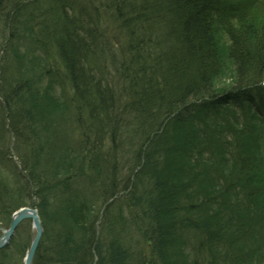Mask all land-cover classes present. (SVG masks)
Wrapping results in <instances>:
<instances>
[{
    "label": "trees",
    "instance_id": "1",
    "mask_svg": "<svg viewBox=\"0 0 264 264\" xmlns=\"http://www.w3.org/2000/svg\"><path fill=\"white\" fill-rule=\"evenodd\" d=\"M0 46V146L21 110L79 133L42 153L51 173L29 150L23 179L0 148V227L37 208L32 264H129L124 225L141 264H264V0H0Z\"/></svg>",
    "mask_w": 264,
    "mask_h": 264
},
{
    "label": "rangeland",
    "instance_id": "2",
    "mask_svg": "<svg viewBox=\"0 0 264 264\" xmlns=\"http://www.w3.org/2000/svg\"><path fill=\"white\" fill-rule=\"evenodd\" d=\"M15 41H16L15 46L19 49V51H20V49H21V51H27L29 48H32V46H30L29 43L24 38L23 39L22 38L16 39ZM33 52H35V50L29 49V51L27 52L28 57H30ZM108 78H111V76L108 75ZM224 80L227 83H229V81H230V79H228L226 76L223 77V81ZM223 81H221V82H223ZM246 92H248V91H246ZM213 96H215V95H213ZM221 99H223V98H221ZM224 101H225V99H224ZM229 103L232 104L231 106L233 107V109L228 110V111L234 112L236 109V114L238 115V117L240 119H242L243 118L242 111H240V110H238V108H236L237 103H233V101L232 102L229 101ZM216 104H217V100H216ZM58 111L53 112L51 115H49L50 121L49 120L48 121L50 122L51 127L49 126L50 125L49 124L47 129L43 126V124L41 125V123H40L41 126L37 124L35 127L33 125L34 123L30 122L31 120L29 121V119H31L32 117L30 115H26L25 113H23V115H22V113H21L22 110L20 112V116L18 115V117H17V115H16L15 119L18 120V118H21V124H19V127L21 126L20 132H24L23 133L24 134L23 142L17 143L16 141H13V139H11V137L6 136L4 139H2L3 140L1 143L2 145L0 146V148L7 151V162L9 163V165L11 167L14 166L15 170L14 169L12 170L14 172L12 174H16L15 175L16 177L18 176L21 179H23V177H24L23 175L26 176L30 172V170L26 167V165L29 164V161H26V160L31 158V155L29 154L28 151L36 148V145L39 147L41 146L40 149L38 150L39 156H38V161L36 162L38 164L37 172L40 173L42 171V172L48 174V173H51L50 166L47 162V159L45 158L46 156L42 155V153L45 151V149L46 150L49 149L48 148L49 145L56 143V142H59L60 140H62V141L71 140V142L73 143L75 141V139L77 138V136L79 137V133L77 130V124H75L74 116L69 114L68 112H66V110H64V109H61ZM65 113H68V114H65ZM34 118H36V117H34ZM38 119H40V118H38ZM31 127H33L36 130L37 136L35 135L34 132L30 133ZM0 129L1 130L3 129L2 125L0 126ZM64 131L66 134L64 133ZM214 131L216 133L221 134L217 129H215ZM7 134H9V133H7ZM77 142H78V140H76L73 143V146L78 145V144H76ZM108 146H109V142L106 141L104 143L103 147L107 148ZM132 155L131 156L126 155V157L124 158L127 162L129 160V164H128L127 169H129V167H131L135 161L136 153H135V155L134 154H132ZM122 168L123 167L121 165L120 169L122 170ZM127 169H125V170H127ZM0 170H2V169L0 168ZM3 170L6 174H8V175L11 174V172H9L7 166H5V165L3 167ZM121 172L124 175V169ZM34 173H35V170H34ZM122 186L123 185H119L118 187H116V189H118L116 191V193H117L116 196L113 198H110L108 200V202L112 203L111 204L112 207L110 209L120 210V212L123 215H125L124 217H128L129 214H128V211L126 210L125 205H124V202H126V200L123 196L119 197V194L121 193V191L123 189ZM58 197H59V193H57L56 196L54 197L55 203H58V201H57ZM114 212L115 211H113V213ZM103 226H106V225H103ZM1 228H3V227H1ZM99 228H100V224L97 225V229H99ZM103 229H104V227H103ZM123 233H124L123 234L124 235L123 236V238H124L123 243L126 245L125 247L128 249V251L131 254V261L129 264H141L143 262L144 257H146V258L150 257L151 260L153 259L150 255V250H149L150 248L148 247V245L146 243L142 242V240L140 239V237L136 233V231H134L131 228L129 229L124 225V232ZM0 234H1V230H0ZM33 234H34V230L31 226L30 221L29 220H23L22 223L18 226V228L16 230V234L11 239V241H10L11 244H9V246H7V247L0 249V264H1V261L7 262L8 259H6V258L8 256V254L12 253L13 251H14L13 259H11V261L7 262V264H23L24 263V257H25V254H26L28 248L25 250V253L23 254V256L19 255L21 253H17V252H15V250H17L20 247V245H22L23 243H25L27 241H28V246H30L31 237L33 236ZM40 238H41V236H40ZM39 242H40V239H39ZM39 242H38V244H39ZM18 243H19V245H18ZM123 248H124V245H123ZM93 259H94L93 262H95L96 258L93 257ZM32 261H33V259H32Z\"/></svg>",
    "mask_w": 264,
    "mask_h": 264
},
{
    "label": "water",
    "instance_id": "3",
    "mask_svg": "<svg viewBox=\"0 0 264 264\" xmlns=\"http://www.w3.org/2000/svg\"><path fill=\"white\" fill-rule=\"evenodd\" d=\"M26 218L31 219L32 227L35 230V234L33 235L31 239L30 246L25 254L23 264H31V261L33 259L35 250L37 248V245H38L41 233H42V226L40 225V222H39L40 220H39L36 208L25 206V207H21L20 209L16 210L12 214L8 227L4 229L2 231V234L0 235V248L5 246V243L9 242L17 225Z\"/></svg>",
    "mask_w": 264,
    "mask_h": 264
},
{
    "label": "bare ground",
    "instance_id": "4",
    "mask_svg": "<svg viewBox=\"0 0 264 264\" xmlns=\"http://www.w3.org/2000/svg\"><path fill=\"white\" fill-rule=\"evenodd\" d=\"M7 61V54L4 52V49L0 46V63L2 62V61ZM7 68H5V70H6ZM11 69L9 68L8 69V71L5 73V74H7V76H10L11 75ZM0 76H1V74H0ZM0 84L2 85L1 87H6L7 86V82L3 79V78H1L0 77ZM3 83V84H2ZM241 85V84H240ZM237 86V85H236ZM5 89H7V87L5 88ZM5 121V120H4ZM7 128H8V130H9V134H5V133H1V135L2 136H4V135H7V136H9V137H11V139H13V141H16L17 143L18 142H23V136H24V132H20V130H18V129H16L17 130V132L15 131V130H11L10 128V126H8L7 125ZM64 133H65V131H64ZM66 134V133H65ZM36 135V134H35ZM117 166H118V163L116 164ZM39 217V222H40V225L42 226V222H41V219H40V216H38ZM9 244H11V242H10V240H9V242L8 243H5V246H3V247H7V246H9ZM38 246V245H37ZM32 262L33 261H31V264H32Z\"/></svg>",
    "mask_w": 264,
    "mask_h": 264
}]
</instances>
